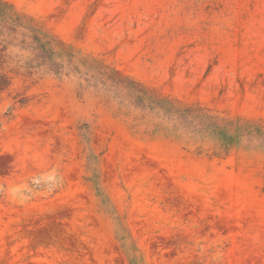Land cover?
Segmentation results:
<instances>
[{
  "label": "rangeland",
  "instance_id": "obj_1",
  "mask_svg": "<svg viewBox=\"0 0 264 264\" xmlns=\"http://www.w3.org/2000/svg\"><path fill=\"white\" fill-rule=\"evenodd\" d=\"M0 52V264H264V0H0Z\"/></svg>",
  "mask_w": 264,
  "mask_h": 264
},
{
  "label": "trees",
  "instance_id": "obj_2",
  "mask_svg": "<svg viewBox=\"0 0 264 264\" xmlns=\"http://www.w3.org/2000/svg\"><path fill=\"white\" fill-rule=\"evenodd\" d=\"M6 13V12H5ZM17 18L14 19V21ZM33 39V43L36 44L35 49H39L42 52V56L48 57V54H53V45L55 44V39H52L48 34H31L30 36ZM5 54L0 52V68L4 63ZM50 59V58H49ZM11 84V77L6 73L0 72V94L6 90ZM193 110V109H190ZM219 128L218 124H215Z\"/></svg>",
  "mask_w": 264,
  "mask_h": 264
}]
</instances>
